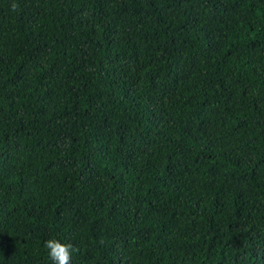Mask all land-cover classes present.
Returning <instances> with one entry per match:
<instances>
[{
  "label": "trees",
  "instance_id": "16d2710c",
  "mask_svg": "<svg viewBox=\"0 0 264 264\" xmlns=\"http://www.w3.org/2000/svg\"><path fill=\"white\" fill-rule=\"evenodd\" d=\"M264 264V0H0V264Z\"/></svg>",
  "mask_w": 264,
  "mask_h": 264
},
{
  "label": "clouds",
  "instance_id": "9594fccd",
  "mask_svg": "<svg viewBox=\"0 0 264 264\" xmlns=\"http://www.w3.org/2000/svg\"><path fill=\"white\" fill-rule=\"evenodd\" d=\"M44 247L54 264H71L73 253L79 251L71 243H63L55 238L48 239Z\"/></svg>",
  "mask_w": 264,
  "mask_h": 264
}]
</instances>
